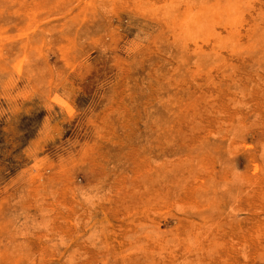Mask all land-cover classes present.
<instances>
[{
  "label": "rangeland",
  "instance_id": "374dc122",
  "mask_svg": "<svg viewBox=\"0 0 264 264\" xmlns=\"http://www.w3.org/2000/svg\"><path fill=\"white\" fill-rule=\"evenodd\" d=\"M0 264H264V0H0Z\"/></svg>",
  "mask_w": 264,
  "mask_h": 264
}]
</instances>
